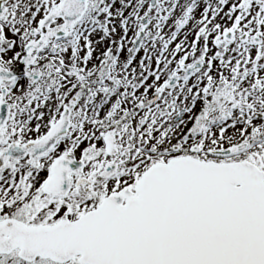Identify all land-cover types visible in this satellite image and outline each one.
<instances>
[{
    "label": "snow or ice",
    "instance_id": "1",
    "mask_svg": "<svg viewBox=\"0 0 264 264\" xmlns=\"http://www.w3.org/2000/svg\"><path fill=\"white\" fill-rule=\"evenodd\" d=\"M0 264H264V0H0Z\"/></svg>",
    "mask_w": 264,
    "mask_h": 264
}]
</instances>
